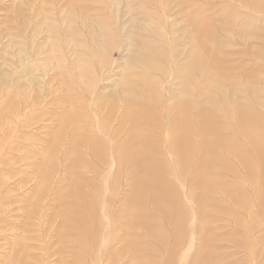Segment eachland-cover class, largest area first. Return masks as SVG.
<instances>
[{
  "label": "rangeland",
  "instance_id": "obj_1",
  "mask_svg": "<svg viewBox=\"0 0 264 264\" xmlns=\"http://www.w3.org/2000/svg\"><path fill=\"white\" fill-rule=\"evenodd\" d=\"M179 104L213 127L203 178L198 130L178 174ZM227 111L264 132V0H0V264H264Z\"/></svg>",
  "mask_w": 264,
  "mask_h": 264
},
{
  "label": "bare ground",
  "instance_id": "obj_2",
  "mask_svg": "<svg viewBox=\"0 0 264 264\" xmlns=\"http://www.w3.org/2000/svg\"><path fill=\"white\" fill-rule=\"evenodd\" d=\"M190 68H195L193 58L191 59ZM140 108H143V107H140ZM144 110H146V109H144ZM173 111H174V114H173V119H172L173 120L172 121V126H173V129H172L173 149L172 150L175 152L173 154L174 159H175V163L179 166V170L181 169L178 174L180 175V173L183 171V168L185 167L186 163L189 160H193L192 159V149L194 150V145H191L193 142L190 143V141H192L194 130H198V132H199L198 136H199V138H201L200 149H199L200 152H199L198 158L194 159L195 164H194L193 170H195L194 174L201 173L200 177L203 178V176L205 177V174L203 173L202 166H204V164L206 165V160L203 157V154L205 155V153L208 150H210L211 148H214V143L213 142L211 143L208 140V135H213V132H212L213 127L209 124L210 119L207 116L203 115V113H204L203 111L199 110V112L196 115V121H195L194 117H193L194 116V113H193L194 109L191 106H186V105H182V104H179V107L174 106ZM239 111L237 112L236 117H235V115H233V117L231 118V113H233L234 111H232V112L230 111L229 112L230 114H228V111H227L225 113V116H229V120H232V122L234 123V127L236 130V138L241 137V138L245 139L246 143L248 144V148H249L250 152L256 158L259 165L264 169V134H263L264 132L263 133L256 132L253 129V126L257 122L256 117H253L244 111H241V112H239ZM128 112H129V114H128L129 119H132L133 113L130 112L129 110H128ZM135 121L138 124H142L139 120H135ZM195 123H196V127H195ZM132 131H133V134H136V131L134 129ZM191 132H192V136H191ZM215 140H216V138H215ZM223 142H224V140H223ZM224 144L225 145H218V146L221 147V149L223 150L224 153L231 154V155L233 154L234 156H237L236 158L241 163L246 165L249 173L251 174L250 176L253 177L254 169H252V167L249 166V161L246 158L248 156L246 155V153L239 150L235 146V144L232 140L228 141V142H224ZM143 152H144V146L143 145L139 146L138 147V153L135 155V158L137 160L141 159ZM138 163L140 164V161H138ZM141 169H146L151 173H154L157 170L156 167H151V166L145 167V168L142 166ZM142 176H144V175H142ZM146 177L147 176H144L143 178H146ZM262 177H263L262 180L264 182V170H263ZM152 184H153L152 189L154 191H151V192L158 193L161 196V198L163 199L165 197L166 193H165V190L163 189L162 185L158 186L156 182L152 183ZM144 188H146V186H144ZM140 190H141V186L139 187L138 191H140ZM76 223L78 225V228L80 229V226L82 224L78 220L76 221ZM177 226H178V222L175 224V227L171 226L172 230L174 231L173 233L177 232ZM82 227H83V225H82ZM148 232H150L152 234V236L156 239V237H155L156 234L154 231L152 232L149 229ZM156 241H157V239H156ZM139 245H141V244H139ZM128 253H129V251H128ZM136 258H137V256H136Z\"/></svg>",
  "mask_w": 264,
  "mask_h": 264
}]
</instances>
